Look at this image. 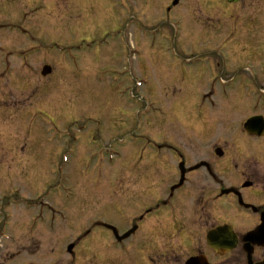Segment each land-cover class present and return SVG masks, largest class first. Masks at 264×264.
I'll list each match as a JSON object with an SVG mask.
<instances>
[{"label": "rangeland", "instance_id": "obj_1", "mask_svg": "<svg viewBox=\"0 0 264 264\" xmlns=\"http://www.w3.org/2000/svg\"><path fill=\"white\" fill-rule=\"evenodd\" d=\"M200 3L204 5L195 0V13L188 8L147 13L144 8L140 18L133 0H0V25L28 29V37L14 28L0 31V93L12 90L16 95L12 109L0 103V232L9 236L0 237V262L135 264L142 259L134 242L123 249L105 226L123 232L130 226L127 218L135 213L120 212L118 207L122 188L117 179L124 176V169L119 162L106 164L120 139L133 128L146 137L168 135L170 124L172 134H182L184 117L189 122L187 135L196 134L191 119L201 120L193 116L213 110L207 103L214 99L212 90L219 96L223 88L228 91L225 101L219 98V106L246 93L247 110L264 90V0H241L227 12H200ZM162 16L180 17V30L173 33L171 24L166 29L173 34H164L158 27ZM216 24L230 30L235 24L239 29L248 24L256 38L237 40V57H231L223 34L200 35V26ZM32 47L36 50L22 58L19 53ZM220 53L229 60L227 67ZM221 60L224 66L218 64ZM205 61L213 64L209 71L208 66L194 67ZM45 65L53 71L44 77ZM46 92L56 95V107L42 105ZM256 99L264 103V95ZM260 106L255 104L253 111ZM244 117L229 114L217 131L207 133L230 140L239 133L237 125ZM52 118L62 130L68 119L88 126L76 153L69 152V139L53 128L48 121ZM63 154L68 155L64 164ZM136 171L127 188L130 194L144 189L151 178L148 171ZM59 181L74 188L76 199L67 202L60 189H53L51 198L42 200ZM44 201L67 219L58 217L50 223L51 211L45 208L48 219L34 221Z\"/></svg>", "mask_w": 264, "mask_h": 264}, {"label": "flooded vegetation", "instance_id": "obj_2", "mask_svg": "<svg viewBox=\"0 0 264 264\" xmlns=\"http://www.w3.org/2000/svg\"><path fill=\"white\" fill-rule=\"evenodd\" d=\"M240 1L203 0L204 5L200 3L199 11L227 12ZM222 2L225 7L220 6ZM144 8H147V13L170 14L186 8L192 13L197 12L195 0H134V9L140 18ZM176 20L182 19L162 16L158 27L164 30L163 33L172 35L166 28L167 25L174 26ZM138 26L141 30L142 25ZM223 27L229 28L228 25L216 24L212 28L200 26L199 31L202 37L210 33L214 37L223 34L228 39L226 50L233 54L228 53L231 57H237V40L256 38L248 24L240 29L236 24L231 30ZM1 93L4 102L0 103L5 109H12L13 91ZM210 94L214 98L209 102L213 110L204 111L203 116H193L201 120L193 122L191 119L196 134L187 135L189 122H185L188 119L184 117V120L180 118L185 126L182 134H172L173 125L170 124L168 129L171 133L168 135L146 137L133 128L125 133V139H120L117 162L124 169V176L117 179L122 188L118 207L120 212L133 209L135 213L132 219L127 218L130 226L123 232L119 231L123 236L133 230L132 236L119 243L122 246L134 242V251L142 255L135 264L264 262V103L256 99L264 95V90L253 100L250 110L245 108L246 93H241L225 106H219L222 97L215 91ZM42 96V105L56 107V95L46 92ZM260 103V109L253 111L254 105ZM238 112L245 117L238 122L237 136L221 141L207 133L217 131L229 114ZM39 113L45 116L44 112ZM249 120L253 124L245 130V123ZM48 121L60 136L70 138V148L76 147L73 136L79 125L77 120L68 119L63 130L58 128L57 119ZM69 121L72 122L70 125ZM159 121L169 122L167 119ZM137 169L150 172L151 178L144 189L141 187L130 194L127 188L133 183ZM126 170L128 177L125 176Z\"/></svg>", "mask_w": 264, "mask_h": 264}, {"label": "water", "instance_id": "obj_3", "mask_svg": "<svg viewBox=\"0 0 264 264\" xmlns=\"http://www.w3.org/2000/svg\"><path fill=\"white\" fill-rule=\"evenodd\" d=\"M51 69H50V67L49 66H46L45 68H44V71H43V75H47V74H49V73H51ZM247 126V125H246ZM73 248V246H70V248H69V250H71ZM262 264H264V263H262Z\"/></svg>", "mask_w": 264, "mask_h": 264}]
</instances>
